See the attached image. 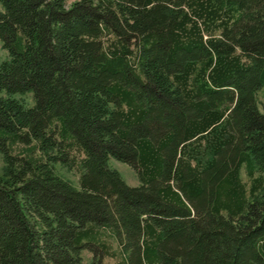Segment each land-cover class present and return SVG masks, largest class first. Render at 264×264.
<instances>
[{
    "label": "trees",
    "instance_id": "trees-1",
    "mask_svg": "<svg viewBox=\"0 0 264 264\" xmlns=\"http://www.w3.org/2000/svg\"><path fill=\"white\" fill-rule=\"evenodd\" d=\"M0 45V264H103L100 227L122 264H264V0H0Z\"/></svg>",
    "mask_w": 264,
    "mask_h": 264
},
{
    "label": "rangeland",
    "instance_id": "rangeland-1",
    "mask_svg": "<svg viewBox=\"0 0 264 264\" xmlns=\"http://www.w3.org/2000/svg\"><path fill=\"white\" fill-rule=\"evenodd\" d=\"M0 53L4 56L5 50L1 48L0 45ZM17 96L21 97V99L27 104H31L33 102L31 92H26L24 94H18ZM25 145L21 143H16L13 145L12 149L14 152L23 151ZM73 163L71 168H67L60 163L56 164L57 171L62 174L64 177L68 178L73 184L78 185V176H79V162L83 157V154L79 151L73 152ZM110 163L112 166L118 169L121 176L124 180L129 184H138L139 179L135 172V170L126 162L117 160L115 158L110 159ZM2 166V158L0 156V171ZM242 179H246L243 171H241ZM97 235H99V240L105 241L108 246L107 252L103 256V264H122L123 252L121 247L116 240L115 236L111 233V230L107 227H100L97 230ZM91 258V253L88 250H84L82 253V261L80 264H88Z\"/></svg>",
    "mask_w": 264,
    "mask_h": 264
}]
</instances>
